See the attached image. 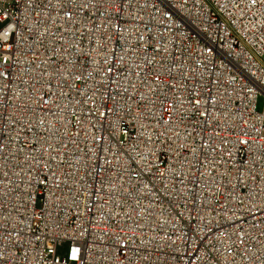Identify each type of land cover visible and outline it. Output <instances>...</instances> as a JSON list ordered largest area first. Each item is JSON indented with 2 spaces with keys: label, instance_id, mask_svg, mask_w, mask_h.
<instances>
[{
  "label": "built area",
  "instance_id": "obj_1",
  "mask_svg": "<svg viewBox=\"0 0 264 264\" xmlns=\"http://www.w3.org/2000/svg\"><path fill=\"white\" fill-rule=\"evenodd\" d=\"M0 264H264V0H0Z\"/></svg>",
  "mask_w": 264,
  "mask_h": 264
},
{
  "label": "rangeland",
  "instance_id": "obj_2",
  "mask_svg": "<svg viewBox=\"0 0 264 264\" xmlns=\"http://www.w3.org/2000/svg\"><path fill=\"white\" fill-rule=\"evenodd\" d=\"M259 109H260V104H259Z\"/></svg>",
  "mask_w": 264,
  "mask_h": 264
}]
</instances>
